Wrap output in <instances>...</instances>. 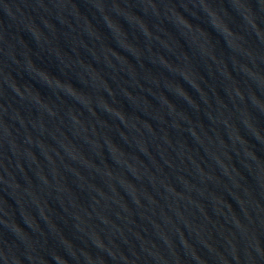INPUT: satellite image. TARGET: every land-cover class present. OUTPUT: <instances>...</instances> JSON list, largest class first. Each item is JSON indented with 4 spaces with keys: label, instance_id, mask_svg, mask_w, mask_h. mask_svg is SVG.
I'll return each mask as SVG.
<instances>
[{
    "label": "water",
    "instance_id": "1",
    "mask_svg": "<svg viewBox=\"0 0 264 264\" xmlns=\"http://www.w3.org/2000/svg\"><path fill=\"white\" fill-rule=\"evenodd\" d=\"M0 264H264V0H0Z\"/></svg>",
    "mask_w": 264,
    "mask_h": 264
}]
</instances>
